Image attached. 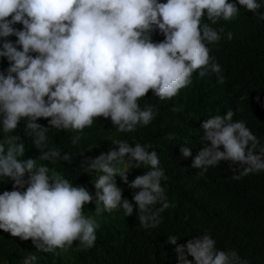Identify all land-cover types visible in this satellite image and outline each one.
Segmentation results:
<instances>
[{"label":"clouds","instance_id":"9594fccd","mask_svg":"<svg viewBox=\"0 0 264 264\" xmlns=\"http://www.w3.org/2000/svg\"><path fill=\"white\" fill-rule=\"evenodd\" d=\"M0 61L7 62L0 70V180L13 188L0 194V230L31 240L43 253L66 252L76 241L87 250L98 224L84 214L85 205H94L97 215L122 208L127 217L135 206L142 229L157 227L159 213L170 207L162 186L168 177L152 145L117 139L94 158L85 153L95 147L79 154L83 172L96 174L90 193L37 164L73 160L59 146L49 147L48 132L78 133L71 138L76 146L103 118L118 132L132 133L156 116L153 106L139 103L149 92L171 100L198 76L210 74L223 84L225 76L253 65L263 70L254 81L264 80V0H0ZM233 116L229 110L201 124L195 157L192 148L180 147L201 175L221 162L237 166L235 180L264 172V146ZM26 137L38 157L23 158ZM133 168L147 171L129 182ZM117 177L133 190L134 203L123 197ZM178 241L174 235L166 241L175 246L178 264H244L236 251L218 250L210 235ZM36 260L30 255L24 264Z\"/></svg>","mask_w":264,"mask_h":264},{"label":"trees","instance_id":"16d2710c","mask_svg":"<svg viewBox=\"0 0 264 264\" xmlns=\"http://www.w3.org/2000/svg\"><path fill=\"white\" fill-rule=\"evenodd\" d=\"M16 27L22 28V25ZM155 38L158 42L163 40L161 36ZM9 39L14 41L15 37ZM6 67L7 62L0 61V70ZM249 71L253 74L242 70L225 76L223 84L210 74L198 76L188 89H182L167 101L149 92L139 103L142 109L153 106L156 116L148 126H138L132 133H120L110 120L99 118L84 130L80 143L73 146L71 138L78 133L50 130L49 147L59 146L62 152L71 153L73 160L50 163L37 159V164H47L51 170L93 194L96 174L89 176L80 168L81 152L95 147L85 153L94 158L114 147L112 141L117 139L152 145L149 151L157 152L160 166L168 177L162 186L170 207L159 213L157 227L145 230L140 227L135 206L133 216L127 217L122 208L97 215L94 205H85L84 214L98 224L95 244L87 250H82L76 241L66 252L43 253L34 248L31 240L22 241L0 230V264H24L30 255L37 257L32 264H178L175 246L166 243L167 237L177 236L178 244H184L205 234L216 241L218 250L236 251L244 264H264V172L235 180L232 177L238 173L233 169L237 166L221 162L201 175L203 170L193 169L192 159H185L180 153V147L187 146L192 148L195 157L202 147L201 124L213 116H224L229 110L234 112L233 121H244L259 139L260 146H264V80L254 81L263 70L253 65ZM174 106L181 110L171 111ZM38 122L47 126L46 120ZM17 131L24 136L23 122ZM3 135L0 132V138ZM25 144L28 151L23 158L39 156L31 137L25 138ZM144 171L147 169H131L129 182ZM116 182L124 189L123 197L133 202V190L119 177ZM12 190L11 182L0 180V194ZM155 207L159 209L161 205Z\"/></svg>","mask_w":264,"mask_h":264}]
</instances>
